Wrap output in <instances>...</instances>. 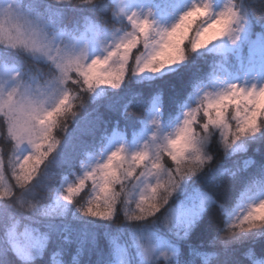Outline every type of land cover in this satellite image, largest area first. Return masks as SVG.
I'll return each instance as SVG.
<instances>
[{"label": "clouds", "instance_id": "obj_1", "mask_svg": "<svg viewBox=\"0 0 264 264\" xmlns=\"http://www.w3.org/2000/svg\"><path fill=\"white\" fill-rule=\"evenodd\" d=\"M213 3L190 0L161 25L126 0H0V66L10 69L0 73V176L15 179L25 161L47 153L30 182L10 184L0 199L5 254L44 264L39 249L21 253L9 242L27 229L56 246L52 256L63 250V264H113L100 243L106 235L121 238L127 264H264V194L241 195L264 181V106L257 109L264 74L230 79L218 58L204 55L238 43L252 22L251 0ZM196 9L182 38L169 42ZM254 16L264 29V4ZM133 18L149 22L146 34ZM133 36L130 47H118ZM166 43L173 50L161 55ZM100 60L101 75L87 81ZM144 74L169 76L151 93L158 100L151 107L148 97L123 91L129 77ZM66 141L69 175L54 195L94 225L75 245L55 228L41 230L50 212L34 186ZM156 237L175 252L157 249Z\"/></svg>", "mask_w": 264, "mask_h": 264}, {"label": "trees", "instance_id": "obj_2", "mask_svg": "<svg viewBox=\"0 0 264 264\" xmlns=\"http://www.w3.org/2000/svg\"><path fill=\"white\" fill-rule=\"evenodd\" d=\"M264 4V0H251L249 16L251 19L250 29L251 35L254 33H260L264 38V29H261L260 26L255 22L254 13L260 10L261 5ZM204 55L209 56L211 59H217V56H214L212 53H204ZM221 61L220 58H218ZM17 63H23L22 60L16 58ZM169 79L167 74L160 75L151 79H143L137 80L134 77H129L124 84L123 91L133 94V93H141L145 97H148V106L153 100L157 97L151 95L157 89L162 87H166V82ZM134 99V97H133ZM73 152V145L70 141H66V143L60 148L57 153H54L49 157L48 160L45 161L44 165L41 166V175L37 177L34 182L35 188L39 193L43 194L44 197V205L49 210L50 216L47 220L39 225L42 231L47 230L48 228H55L61 236L67 235L69 237V241L75 245L78 241V238L81 235H87L88 230L91 229L94 225L93 222L86 220L85 218H80L78 216H74L71 211V206L61 204L60 201H57L54 193L58 189L62 179L69 175V169L66 161L71 157ZM19 175V171H17ZM6 185H15L17 184L16 180L12 178V173L9 172L4 181ZM264 189V181L258 180L250 189L246 192H242L241 195L246 196L247 198L258 195ZM12 191H15L14 189ZM4 197H0L3 199ZM233 202L229 201V206L226 207V214L232 209ZM98 223V222H96ZM26 235V236H23ZM27 237V240L24 239ZM39 238L35 234H31L30 230L24 229L21 234L18 236H13L9 238V242L17 246V250L23 253L25 250H21L20 243L26 246L27 249H32L33 251L39 249L40 252L43 253L44 256V264H63L64 260V252L63 250L57 256H52L51 253L55 250V245L48 244L44 245L41 242L40 247L36 248L32 244V239ZM101 244H105L108 248L112 259L113 264L116 259V251L118 248H123L126 251V258L128 259V249L125 245L121 244V238L119 236H107L100 241ZM218 243V242H215ZM154 244L157 249L160 247H166L170 251L175 252L174 246L171 242L165 240L162 237H156L154 239ZM4 242L0 241V264H19L16 260V257L12 254L11 251H8L5 254L4 251ZM73 253L75 254V249L73 248ZM73 264H76V261H73ZM127 264V260H126Z\"/></svg>", "mask_w": 264, "mask_h": 264}, {"label": "rangeland", "instance_id": "obj_3", "mask_svg": "<svg viewBox=\"0 0 264 264\" xmlns=\"http://www.w3.org/2000/svg\"><path fill=\"white\" fill-rule=\"evenodd\" d=\"M126 3L129 7H136L142 14L148 12L157 23L166 25L169 21L174 19L179 11L189 5L190 0H126ZM219 4L220 0H214V7H218ZM209 53L221 59V61H219L220 71L228 74L230 79H240L243 75L252 71L264 74V38L260 33H254L252 36L250 25L246 27L241 34V38L237 44L230 45L227 42H223L217 47L216 51ZM7 71H10V69L0 66V73H5ZM157 76L160 75L144 74L141 77L134 78L143 80ZM156 103H158L157 98L151 102L150 107ZM261 106H264V102L261 103ZM21 150H23V148ZM261 194H264V189L258 195L249 197V199L258 198ZM57 201L59 200L57 199ZM61 204H63V202H61ZM24 239L27 240V237ZM32 244H35L34 246L38 248L41 245V241L39 238H34L32 239ZM20 245L21 250H26L25 245L22 243H20ZM126 257L125 249L118 248L114 264H126Z\"/></svg>", "mask_w": 264, "mask_h": 264}, {"label": "snow or ice", "instance_id": "obj_4", "mask_svg": "<svg viewBox=\"0 0 264 264\" xmlns=\"http://www.w3.org/2000/svg\"><path fill=\"white\" fill-rule=\"evenodd\" d=\"M200 9H196L195 11H190L188 13H186L182 19H181V23L179 25H177L176 28H174L172 31H170L168 33V41L169 42H178L179 39L182 38L183 36V32L181 31V29H183V31H186V25L188 23L191 22V19L197 14V12H199ZM132 23L133 26L141 33V34H146L148 27H149V22L147 20H139L137 21L135 18L132 19ZM210 33L206 32L205 34H202V38H201V42H203L205 39H207L209 37ZM136 42V37L133 36L132 39L130 40H125L123 43H121L120 45H118V47H123V48H127L130 47L132 44H134ZM172 46L170 43H166L164 45V52L161 53V55L166 54L168 52H171ZM111 55V54H110ZM105 63L104 60H100V61H94L92 65L89 66V70L88 73L86 75V80L87 81H91L96 79L97 76L101 75L98 72V69ZM99 82V81H98ZM225 100H227V97H224ZM264 102V94H262L261 96L258 97L257 99V109L261 106V103ZM233 103H236V101H233ZM217 113L219 115V102L217 103ZM256 115V112L253 111L249 117L245 118V123L246 124H251L254 121V117ZM14 135H16L15 129H14ZM36 149L37 152L39 153V145H36ZM47 156V153H40L36 156L32 157V161L33 163H29L27 161H25V163L21 166L23 171L15 177L16 182L18 184L21 185H25L28 182H30V180L32 179V177L36 174V165H39ZM6 179V176H0V197L3 196H9L11 194V188L9 185H6L4 183ZM78 190V186L73 187V186H69L68 191L69 193H74L75 191ZM71 198L66 197V199ZM90 210V209H89ZM146 251H150V249H146Z\"/></svg>", "mask_w": 264, "mask_h": 264}]
</instances>
